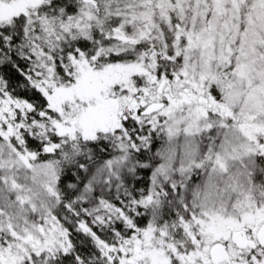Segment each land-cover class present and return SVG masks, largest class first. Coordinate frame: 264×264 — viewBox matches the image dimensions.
<instances>
[{"label":"snow or ice","instance_id":"snow-or-ice-1","mask_svg":"<svg viewBox=\"0 0 264 264\" xmlns=\"http://www.w3.org/2000/svg\"><path fill=\"white\" fill-rule=\"evenodd\" d=\"M0 264H264V0H0Z\"/></svg>","mask_w":264,"mask_h":264}]
</instances>
